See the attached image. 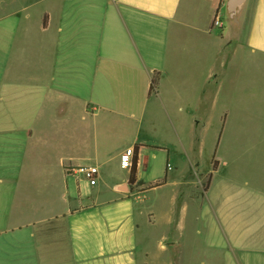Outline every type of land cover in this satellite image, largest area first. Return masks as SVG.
Returning <instances> with one entry per match:
<instances>
[{"label":"crops","instance_id":"0c3cea01","mask_svg":"<svg viewBox=\"0 0 264 264\" xmlns=\"http://www.w3.org/2000/svg\"><path fill=\"white\" fill-rule=\"evenodd\" d=\"M21 1L10 28L0 30V264H177L184 249L196 247L185 232L189 217L194 235L216 247L217 264H264V179L227 176L210 192L212 173L205 189L200 177L192 216L187 199L198 204V191L180 188L159 201L152 193L166 173L143 179L150 167L144 152L162 150L166 162L170 150L136 132L129 137L127 122L112 124L139 114L154 127L155 116L166 114L182 141L184 116L217 112L219 145L230 68L246 79L264 67V0ZM216 12L221 27L212 25ZM22 83L23 103L15 101ZM75 102L82 119L111 117L70 122L65 109ZM31 144L43 170H23L35 162ZM134 144L136 181L129 184L120 154ZM216 160L214 172L222 165ZM83 162L97 166L96 184L63 169ZM155 182L163 183L144 189Z\"/></svg>","mask_w":264,"mask_h":264},{"label":"rangeland","instance_id":"374dc122","mask_svg":"<svg viewBox=\"0 0 264 264\" xmlns=\"http://www.w3.org/2000/svg\"><path fill=\"white\" fill-rule=\"evenodd\" d=\"M19 1L24 3L21 0H0V30L5 31L10 28L11 21H14L10 12L21 4L18 3ZM2 37L7 36L2 34ZM11 55L12 61L19 57V53L16 52L15 48ZM229 71L224 89L225 106L228 114L225 118L221 141L217 146H215L217 135L221 127V115L217 112L208 115L184 116L182 131L178 132L182 136V141L178 140L176 131L170 125L166 114L155 116L157 126L154 127L147 125L148 120L141 123L139 114L112 118V124L118 127L127 122L130 129L129 137H131V132H136V136L146 139L147 143L163 145L170 150V158L166 162L162 158L164 153L162 150L156 151L154 156L150 150L144 152L150 167L146 171L144 170L143 179L145 181L148 179L162 180L166 173L165 183L152 193L158 196L159 201H168V198L180 188L186 192L198 191V204H196L195 197L187 199L189 212L190 214L192 212V216L201 203L202 184L198 180L200 177H202V183L205 185L206 177L210 172L212 173L210 192H214L218 184H221L220 182L227 176L237 175L238 177L256 179V181L264 179V67L257 68V71L252 72L250 77L246 79L237 78L233 67ZM24 86L25 83L18 85V98L15 101L21 103L25 101ZM237 102L239 105L236 104ZM229 103H232L231 108L227 106ZM65 110L66 118L76 124L98 125L103 123L106 118L111 117L101 113L98 116H89L87 119H82L80 106H77L76 102L72 105V108H66ZM52 116L54 121L60 119V114L57 111ZM18 117L20 121H26L29 118L24 113H19ZM128 132L127 130L126 133ZM124 141H119L117 147L124 145ZM37 148L39 147L33 144L29 147V155L33 152L37 153L32 157L35 162L24 166L23 170L40 171L44 169L43 165L45 163L36 160L37 157L42 156L41 151ZM92 150L91 147L90 151L93 152ZM43 153L49 154L47 151ZM213 157L222 164L219 171L216 172L212 169ZM252 160L256 163H248ZM84 163L86 162L82 164ZM116 173L122 175L125 170L119 169ZM202 202L204 205L206 202L205 197ZM194 222L191 224L190 217L188 218L185 232L191 240V246L196 245V247L184 249L183 256L178 257L176 263L217 264L216 247L208 250L205 245L206 240H203L204 237L201 234L194 235L196 232ZM192 231L193 236L190 239L189 235ZM201 247L203 250H201Z\"/></svg>","mask_w":264,"mask_h":264},{"label":"built area","instance_id":"2783aa9c","mask_svg":"<svg viewBox=\"0 0 264 264\" xmlns=\"http://www.w3.org/2000/svg\"><path fill=\"white\" fill-rule=\"evenodd\" d=\"M212 25L217 26V27L222 26L219 12H216V14L214 15V18L212 20ZM133 154H134V146L126 147L120 154L121 165L124 167H130ZM63 169L66 173L72 174L78 179L79 178L84 179L89 185L96 184L97 176H98V168L97 166L93 164L63 163Z\"/></svg>","mask_w":264,"mask_h":264},{"label":"trees","instance_id":"16d2710c","mask_svg":"<svg viewBox=\"0 0 264 264\" xmlns=\"http://www.w3.org/2000/svg\"><path fill=\"white\" fill-rule=\"evenodd\" d=\"M155 84H156V77L154 76L152 78V80H151V83H150V91L154 90ZM137 150H138V144H134V154H133V157H132L131 165H130V168H129V175H128V183L129 184H133L136 181L135 172H136V163H137ZM216 164H217V160L214 158L213 161H212L213 169L216 168ZM208 182H209V178L205 182L204 189L207 187ZM162 183L163 182H155L153 184L148 185L144 189H148V188H151V187H154V186H158V185H160Z\"/></svg>","mask_w":264,"mask_h":264},{"label":"water","instance_id":"95a60500","mask_svg":"<svg viewBox=\"0 0 264 264\" xmlns=\"http://www.w3.org/2000/svg\"><path fill=\"white\" fill-rule=\"evenodd\" d=\"M234 12H235V8L233 5L230 6V13L231 15H234Z\"/></svg>","mask_w":264,"mask_h":264}]
</instances>
